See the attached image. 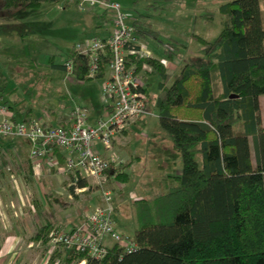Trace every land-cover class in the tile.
Returning a JSON list of instances; mask_svg holds the SVG:
<instances>
[{"label": "trees", "instance_id": "1", "mask_svg": "<svg viewBox=\"0 0 264 264\" xmlns=\"http://www.w3.org/2000/svg\"><path fill=\"white\" fill-rule=\"evenodd\" d=\"M1 1L5 9L19 10L63 0ZM219 11L220 35L203 40L205 56L188 60L171 85L169 66L160 60L127 57L137 72L147 66L160 74L158 95L152 97L146 88L144 92L148 104L151 100L158 109L161 127L183 161L181 174L175 176L177 187L134 202L136 250L128 252L116 243L99 262L86 252L59 247L47 264L58 260V264H77L85 259L87 264H264V0H232ZM133 26L137 36L154 33L140 17ZM77 48L64 63L53 66L67 71L66 62L72 60L77 81L92 79L89 58ZM165 51L172 60L177 54ZM110 62L109 53L101 57L94 78H104ZM4 91L0 88V99ZM9 108L15 120L32 119L29 111L22 113L15 105ZM26 166L30 179V160ZM126 168L112 165L107 173H117V179L126 181ZM1 176L0 166V182ZM86 185L80 181L81 187ZM26 212L17 229L48 252L49 232L56 223L47 219L41 225L38 214ZM6 235H1L0 248ZM13 264L28 263L17 255Z\"/></svg>", "mask_w": 264, "mask_h": 264}, {"label": "rangeland", "instance_id": "2", "mask_svg": "<svg viewBox=\"0 0 264 264\" xmlns=\"http://www.w3.org/2000/svg\"><path fill=\"white\" fill-rule=\"evenodd\" d=\"M111 1L121 5V11L129 16L128 23L140 17L152 25L154 33L146 35L141 41L150 56L171 62L167 66L172 73L168 82L171 85L179 70V62L184 64L190 59L205 56L207 47L203 40L213 41L220 35L223 16L219 9L232 0ZM116 14V11L106 10L100 5L80 7L67 0L44 2L35 8L5 9L0 0V88L5 90L0 103L8 107L15 105L22 113L29 111L32 119L42 118L55 125L66 124L72 111L83 105L88 109V123L105 119L100 95L109 73L106 72L104 78L77 81L73 73L60 70L53 64L64 63L75 46L87 45L96 37H107L115 30ZM166 49L177 52L173 60L168 57ZM178 58L181 61H177ZM161 80L158 73H148L144 77L151 95H158ZM261 101L264 109V96ZM152 103L150 100L149 113L133 124L126 134L117 136L118 149H125L120 150L118 156L116 152L110 153L99 146L102 154H114L121 164L127 166L125 171L129 179H117V189L113 192L114 203L119 206V210L113 213V219L119 232L127 239L134 235V202L177 187L179 182L175 176L182 172L181 154L173 149L170 136L161 127L158 109ZM4 140L10 139H0ZM15 141L26 145L24 148L29 152L30 146L26 141ZM21 149L18 152L25 157ZM13 159L10 151L0 153L4 175L3 185L0 186V234L16 228V219L25 217L27 210L39 214L42 217L39 218L40 223L48 218L71 230L80 223V215L85 209L90 210L99 203L102 193L93 188L91 193L76 195L79 198L75 196L73 207L67 210L64 178L59 175L53 180L39 179L46 183V190L52 193L50 200L53 199V203L44 199L42 204L39 185L25 183L21 179L13 183L10 170ZM119 191L127 198L121 197ZM27 245L25 239L20 241L19 256L28 264H45L44 248L38 245L29 248ZM4 261L3 258L0 264Z\"/></svg>", "mask_w": 264, "mask_h": 264}, {"label": "built area", "instance_id": "3", "mask_svg": "<svg viewBox=\"0 0 264 264\" xmlns=\"http://www.w3.org/2000/svg\"><path fill=\"white\" fill-rule=\"evenodd\" d=\"M67 1L75 2L80 7L100 5L106 10L117 12L115 30L109 37H96L87 45L77 46L79 53L89 58L90 78H94L98 72L101 57L108 53L111 55L107 69L109 76L102 85L100 95L105 119L99 118L94 123H88V109L83 105L72 111L71 119L64 125L51 124L42 118L15 120L13 111L0 103V138L27 142L34 177L40 178L45 171L58 175L69 174L70 179L65 186L69 199L81 193H91L93 188L96 192L101 191V201L86 212L80 225L71 230H63L58 226L50 230L48 250L49 257L62 247L67 251L86 252L101 262L111 247L107 240L120 244L128 252L137 248L133 238L127 239L118 231L113 219L115 205L110 184L115 185L118 180L117 173L109 176L107 171L112 165L117 166L121 162L114 154L103 155L97 146L112 153L114 137L149 113L140 72L128 63L127 57L150 55L135 34L133 21L127 22L129 16L121 11L119 3L111 0ZM161 63L167 65L164 59ZM66 68L73 73L72 60L66 62ZM80 181H85L87 185L81 187ZM77 264H87V260Z\"/></svg>", "mask_w": 264, "mask_h": 264}, {"label": "crops", "instance_id": "4", "mask_svg": "<svg viewBox=\"0 0 264 264\" xmlns=\"http://www.w3.org/2000/svg\"><path fill=\"white\" fill-rule=\"evenodd\" d=\"M134 20H136V18L134 19ZM133 20V21H134ZM114 31L112 30V32L107 36V37H109L112 33H113ZM107 37H104V38H107ZM138 38H139V41H140V43L141 44H143L142 43V41L141 40H143V37H141V36H138ZM150 57H152V56H150ZM153 58H156V57H153ZM156 59H158V58H156ZM164 59V58H163ZM163 59H161V60H163ZM181 59H182V57H181ZM181 59L180 58H178L177 59V61H181ZM159 60V59H158ZM160 60V61H161ZM164 60H166V59H164ZM167 61V60H166ZM185 64H186V61L184 62V64L183 63H181V62H179V65H178V68H179V70L175 73V74H177V73H179L182 69H183V67L185 66ZM171 65V62L170 61H167V65H164L165 67H167V66H170ZM148 73H153L152 71H151V68H149V67H144L141 71H140V77H141V79H142V82H143V84H144V87L148 90V92H149V94H150V91H149V86H148V83H146L145 81H144V77L148 74ZM159 92H160V89H159ZM151 95V94H150ZM152 97H155V96H153V95H151ZM262 102V101H261ZM151 105V104H150ZM152 106H154V102L152 103ZM155 107V106H154ZM262 107H263V104H262ZM142 118V117H141ZM140 118V119H141ZM139 119V120H140ZM138 120V121H139ZM137 121V122H138ZM136 122V123H137ZM135 124V123H134ZM133 125V124H132ZM132 125H130L129 127H127L124 131H122L121 133H119V134H117L115 137H114V146H113V152L112 153H114V152H116V155L118 156L119 154L118 153H120V150L118 149V147H117V140H116V138H117V136H121L122 134L124 135V134H126L127 133V130L132 126ZM0 139H7V138H0ZM8 139H12V138H8ZM16 139H13V140H4V141H0V149H3V151H5V153H6V151H10V152H12L13 153V157H14V159H13V161H11L12 163H13V165L10 167V170H11V172L13 173L11 176H12V181H13V183L14 184H16L20 179H21V181L23 182V181H25V183L26 182H29V183H32V182H34L36 185H39L40 186V188H41V200H42V204H43V201H44V199H48L49 201V203H53V199L52 200H50L51 199V196L48 198L47 197V195H46V192H51L50 190L49 191H47L46 190V188H45V186H44V183L45 182H40L39 181V179H42V178H50V179H56L59 175L58 174H56V173H50V172H48V171H45L44 172V174L40 177V178H36V177H34V173H33V175H32V177L30 178V179H28L27 177H26V175H25V171H26V163H27V161L28 160H30V158H29V153H30V149H29V152H27V150H26V148H24L25 146H23V144H21V142H19V141H15ZM15 144V145H14ZM22 145V146H21ZM21 147L23 148V153H24V156L25 157H22L21 156V154L18 152V150L20 151V150H22L21 149ZM97 148L98 149H100L101 150V148L99 147V146H97ZM121 148V147H120ZM123 150H125L124 148H122V150L121 151H123ZM128 153V152H127ZM103 155H106V154H103ZM121 155H123V154H121ZM126 155V157H127V160L129 159V153L128 154H125ZM119 159V158H118ZM123 161H126V159H124ZM33 171V170H32ZM177 174H179V173H177ZM62 176H63V178H64V181H63V185H64V190H65V186L67 185V182L69 181V179H70V176H69V174H62ZM2 178H1V182H0V186L1 185H3V180H4V175L2 174V176H1ZM13 184V185H14ZM46 184V183H45ZM17 189H18V186H15ZM112 189H113V192H114V190L115 189H117V187L115 186V185H112ZM66 191V190H65ZM120 192V196L122 195V193H121V191H119ZM67 193V192H66ZM125 197V198H127V196L126 195H122L121 197ZM101 197V196H100ZM99 197V200L101 201V198ZM53 198V197H52ZM140 199H143V198H140ZM76 200H75V198L74 199H69V197H68V194L66 195V198H65V201H64V204H67V207H68V209L67 210H70V208L71 207H73V205H74V202H75ZM54 202H56V203H58V200H55ZM41 203V202H40ZM114 205H115V211L117 212L119 209V206L118 205H116L115 203H114ZM88 211V209H85L84 211H83V213L80 215V223L78 224V225H80L82 222H83V219L85 218V215H86V212ZM15 212H17V211H15ZM2 214V216H4L3 215V213H1ZM24 215V214H23ZM37 215V214H36ZM38 217L40 218V219H42V217L38 214ZM44 217V216H43ZM47 218V217H46ZM48 219V218H47ZM46 219V220H47ZM23 220H24V216L21 218V217H19V219H16V221H15V226L17 225H19V224H21L22 222H23ZM41 222V221H40ZM56 223V225L55 226H58V227H60L61 229H63V230H66L65 229V226L62 224V223H60V222H55ZM41 225L43 224V223H40ZM78 225H76V226H78ZM17 226H16V228H12L11 230H10V232H4V233H2V234H5V233H7V235H6V237H5V239L3 240V244H2V247L0 248V258H4L5 259V261H4V263L6 264V263H8L9 261V264H13V259H14V257L15 256H17V255H19V249H18V246L20 245V241L22 240V239H25L27 242H28V247L29 248H31V247H33V246H37L38 245V247L39 246H42L41 244H39V243H35L34 241H30V240H27L24 236H23V234H22V231H19V229H17ZM76 226H74V227H76ZM116 228L118 229V227L116 226ZM118 231H119V229H118ZM17 232V233H16ZM2 234H0V238H1V235ZM107 243L110 245V246H112L113 245V243L111 242V240H107ZM43 247V246H42ZM44 248V247H43ZM45 255H46V263L45 264H47L48 263V259H50V257L48 256V252H46L45 253ZM2 259H0V261H2ZM3 263V264H4ZM28 263V262H27ZM59 263V260L57 261V263L56 264H58Z\"/></svg>", "mask_w": 264, "mask_h": 264}]
</instances>
